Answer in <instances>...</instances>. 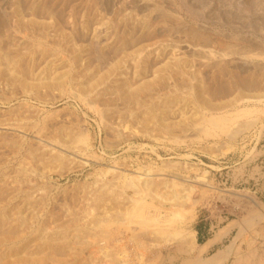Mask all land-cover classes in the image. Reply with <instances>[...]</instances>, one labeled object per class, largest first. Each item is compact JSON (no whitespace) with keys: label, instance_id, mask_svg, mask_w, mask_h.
<instances>
[{"label":"rangeland","instance_id":"obj_1","mask_svg":"<svg viewBox=\"0 0 264 264\" xmlns=\"http://www.w3.org/2000/svg\"><path fill=\"white\" fill-rule=\"evenodd\" d=\"M263 46L264 0H0V235L31 240L9 250L47 264L261 253Z\"/></svg>","mask_w":264,"mask_h":264},{"label":"bare ground","instance_id":"obj_2","mask_svg":"<svg viewBox=\"0 0 264 264\" xmlns=\"http://www.w3.org/2000/svg\"><path fill=\"white\" fill-rule=\"evenodd\" d=\"M159 2V1H158ZM121 10V9H120ZM161 12V11H160ZM189 12V11H188ZM193 15V14H192ZM5 25V24H4ZM191 32L189 33L190 34V36H191V38H199V37H201V35L200 34H198V32L197 31H192V30H190ZM188 34V35H189ZM200 35V36H199ZM203 37V36H202ZM201 37V38H202ZM200 38V39H201ZM199 41H201V40H199ZM239 41V40H238ZM203 42H205V40L203 39ZM245 43V42H244ZM252 43V42H251ZM256 45V44H255ZM229 46V45H228ZM254 46V45H253ZM252 46V47H253ZM259 46V45H258ZM258 46H256V48L258 47ZM260 47V46H259ZM264 47V46H263ZM221 48V47H220ZM224 48V47H223ZM229 48V47H228ZM239 48V47H238ZM254 48H255V46H254ZM224 49H226V48H224ZM253 54V53H252ZM207 55V54H206ZM231 55V54H230ZM49 58V57H48ZM263 59V58H262ZM12 60V59H11ZM237 62V61H236ZM248 62H249V60H248ZM238 64V63H237ZM258 64V63H257ZM254 65V64H253ZM264 65V64H263ZM238 66V65H237ZM264 67V66H263ZM238 68V67H237ZM261 69H263V68H260V70ZM203 70V69H202ZM264 70V69H263ZM187 71V70H186ZM259 71V70H258ZM256 72V71H255ZM187 73V72H186ZM259 73V72H258ZM262 73H264V71H262ZM259 76V75H258ZM241 78V77H240ZM255 81V80H254ZM153 83V82H152ZM237 85V84H236ZM246 91H248V90H246ZM199 99V98H198ZM228 103V102H227ZM210 115V114H209ZM214 118V117H213ZM204 120V119H203ZM212 120V119H211ZM214 120H216V119H214ZM219 120V119H218ZM231 120V119H230ZM218 122V121H217ZM220 123H221V121H219ZM230 122V121H229ZM213 123V122H212ZM223 123V122H222ZM210 124V123H209ZM214 124V123H213ZM212 124V125H213ZM247 126V125H246ZM11 131H13V132H17L18 130L17 129H10ZM204 131V130H203ZM201 133V132H200ZM140 135V134H139ZM195 135V134H194ZM231 137V136H230ZM180 138V137H179ZM228 148V147H227ZM34 151V150H33ZM214 154V153H213ZM24 157V156H23ZM26 158V157H25ZM238 174V173H237ZM146 187H147V185H146ZM188 196V195H187ZM11 203V202H10ZM17 208V207H16ZM181 210V209H180ZM14 211V210H13ZM1 212H2V214H1V216L2 217H5V218H8V209L6 210V206L3 208L2 207V210H1ZM11 212V211H10ZM142 214V213H141ZM178 214V213H177ZM141 216V215H140ZM173 216V215H172ZM177 216V215H176ZM256 216V215H255ZM10 217V216H9ZM168 218V217H167ZM249 219H250V217H249ZM249 219H247V220H249ZM251 220V219H250ZM0 221H2V220H0ZM17 221V220H16ZM3 223V222H2ZM23 224V223H22ZM20 225V224H19ZM214 227V226H213ZM8 228V227H7ZM64 228H66V227H64ZM230 228V227H229ZM6 229V228H5ZM67 229H68V227H67ZM259 231V230H258ZM2 233V232H1ZM22 235V234H21ZM61 235V234H60ZM263 235V234H262ZM131 237V236H130ZM192 237V236H191ZM44 239V238H43ZM50 239V238H49ZM53 239V238H52ZM51 239V240H52ZM78 239V238H77ZM105 239V238H104ZM117 239V238H116ZM50 240V241H51ZM142 240V239H141ZM167 241H168V239H166ZM48 241V240H47ZM140 241V240H139ZM263 241V240H262ZM30 242H31V240H29V237H24V236H16L14 233H7L5 236H1L0 235V246H2V247H4L6 244H8V247L6 248V246H5V248L7 249V256L6 257H12V258H14L13 259V264H47V262H46V260L48 259V258H46V259H40V258H38V259H36V258H32L31 257V254H29V255H27V254H25V256H19L18 254H15L16 252L15 251H10L9 249H12L13 248V250H16V251H18V250H20V252H22V253H26V251L28 250V245L30 244ZM119 242V241H118ZM136 242V241H135ZM187 242H189V241H187ZM192 243V242H191ZM263 247H261L260 249H261V253L258 251L257 252V248H255V247H252L249 251H248V253L247 254H245V255H238L237 253L236 254H234L236 251H235V249H233L234 251L232 252V251H229L230 253H232V256H234L235 258H233V260L230 262V264H264V241H263ZM109 245V244H108ZM161 245V244H160ZM190 245V244H189ZM206 246H207V243H206ZM249 246V245H248ZM1 247V248H2ZM182 247H183V243H179V245H178V247L176 248V251H180V253H183V252H181L182 251ZM190 247V246H189ZM232 247V246H231ZM187 248V247H186ZM205 248V247H204ZM139 249V248H138ZM191 249H192V247H191ZM190 249V250H191ZM200 249V248H199ZM57 250H59V249H56V251ZM204 250V249H203ZM207 250V249H206ZM230 250V249H229ZM175 251V250H174ZM198 251V250H197ZM62 252V251H61ZM64 252V251H63ZM141 252V251H140ZM204 252V251H203ZM229 252H227L226 250H225V252H222V251H216L215 253H214V255L212 256V258L211 259H200V258H197L196 260H192V261H190L189 262V260H187V259H185V260H187V261H181V263L180 264H221L224 260H226L231 254L229 253ZM48 253V252H47ZM160 253V251H158V252H155V254L156 255H158ZM197 253V252H196ZM199 253H200V251H199ZM199 253H197V254H199ZM201 253H202V251H201ZM21 254V253H20ZM44 254V253H43ZM177 254V253H176ZM45 255V254H44ZM53 255H58V253L57 254H54L53 253ZM47 256V255H46ZM50 256H52V254L50 255ZM60 256V254L58 255V257ZM62 256V255H61ZM159 256V255H158ZM174 256V255H173ZM200 256H201V254H200ZM231 256V257H232ZM47 257H49V255L47 256ZM62 259V258H61ZM138 259V258H137ZM168 259H171V258H168ZM183 259V258H182ZM2 260H4V258H0V264H10V263H4V262H2ZM7 260V259H6ZM10 260V259H9ZM8 260V261H9ZM50 262V261H49ZM78 262V261H77ZM80 262V261H79ZM55 263V262H54ZM166 263V262H165ZM51 264H53V263H51ZM58 264V263H57ZM60 264V263H59ZM75 264V263H74ZM78 264V263H77Z\"/></svg>","mask_w":264,"mask_h":264},{"label":"crops","instance_id":"obj_3","mask_svg":"<svg viewBox=\"0 0 264 264\" xmlns=\"http://www.w3.org/2000/svg\"><path fill=\"white\" fill-rule=\"evenodd\" d=\"M205 228H203V230L199 229L198 231H196V238L197 241L199 240L200 242H202V244L205 243V241H207L209 239V237H207L208 234V230H206L205 232ZM223 240V239H222ZM221 242V240H220ZM220 242H215L214 245L211 246L210 250H212L217 244H219Z\"/></svg>","mask_w":264,"mask_h":264}]
</instances>
